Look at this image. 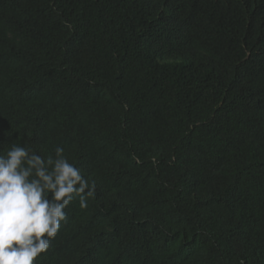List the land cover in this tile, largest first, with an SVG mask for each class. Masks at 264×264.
Returning a JSON list of instances; mask_svg holds the SVG:
<instances>
[{
	"label": "trees",
	"instance_id": "1",
	"mask_svg": "<svg viewBox=\"0 0 264 264\" xmlns=\"http://www.w3.org/2000/svg\"><path fill=\"white\" fill-rule=\"evenodd\" d=\"M96 185L37 264H264V0H0V154Z\"/></svg>",
	"mask_w": 264,
	"mask_h": 264
},
{
	"label": "clouds",
	"instance_id": "2",
	"mask_svg": "<svg viewBox=\"0 0 264 264\" xmlns=\"http://www.w3.org/2000/svg\"><path fill=\"white\" fill-rule=\"evenodd\" d=\"M95 191L62 147L45 158L12 143L0 154V264H37L67 221L65 209L77 199L86 209Z\"/></svg>",
	"mask_w": 264,
	"mask_h": 264
}]
</instances>
